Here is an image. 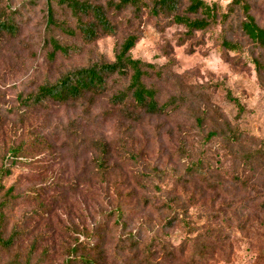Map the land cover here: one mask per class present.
I'll list each match as a JSON object with an SVG mask.
<instances>
[{"label":"rangeland","instance_id":"1","mask_svg":"<svg viewBox=\"0 0 264 264\" xmlns=\"http://www.w3.org/2000/svg\"><path fill=\"white\" fill-rule=\"evenodd\" d=\"M57 1V19L73 26ZM88 1L106 8L117 34L85 44L58 32L62 43L79 52L50 62L45 47L47 0H0V10L12 13L18 27L15 37L0 35V202L12 192L5 238L14 229L19 234L12 249H0V264H27L32 251L30 264H78L69 260L67 251L87 239L98 245L101 264H146L129 234L143 240L141 248L151 251L154 264H264V162L253 172L230 159L218 141L201 148L206 133L194 124L199 107L171 117L146 115L129 103L114 107L109 98L118 85L78 106L49 102L45 107H19L20 97L46 81L98 61H113L122 40L135 33L140 41L132 57L164 68L162 78L145 79L161 103L198 86L208 93L207 87L218 83L246 109L238 120L250 137L245 153L259 149L264 143V71L260 78L251 57L260 55L264 64V53L243 35V12L219 6L215 26L187 37L168 14L144 11L136 17L133 9L110 8L119 0ZM152 1L144 0L149 5ZM246 1L264 28V0ZM185 6L183 2L180 13ZM223 41L237 43L241 52L226 51ZM209 94L214 107L234 121L237 112L226 103L224 91ZM181 140L189 141L190 159L178 154ZM96 143L107 144L106 172L96 163L101 154ZM19 147L24 156L13 161L10 151ZM201 153L211 188L188 175ZM235 173L253 179L247 190L235 182ZM171 199L179 204L187 228L178 223L167 227L168 214L159 207ZM117 209L122 218L108 217Z\"/></svg>","mask_w":264,"mask_h":264},{"label":"trees","instance_id":"2","mask_svg":"<svg viewBox=\"0 0 264 264\" xmlns=\"http://www.w3.org/2000/svg\"><path fill=\"white\" fill-rule=\"evenodd\" d=\"M183 2H186L185 9L180 13ZM56 5L69 14L73 21L70 26L67 20H58L57 12L53 6V0H47L46 14V44L47 59L54 62L58 55L69 58L72 54L78 53L79 49L73 45L62 43L56 33H61L68 37H79L83 43L91 44L102 37H114L117 34V27L111 22L105 7L92 3L88 0H58ZM230 5V6H229ZM219 6H229V8L238 7L244 15V21L241 24L243 35L248 39L252 46L264 53V28H261L255 18L251 15V7L246 0H232L229 4L224 5L220 0H153L152 5L144 0H119L117 4H111L112 9L124 11L133 9L134 14L138 17L142 12L148 11L151 15L158 16L161 13L171 16V23L175 26L183 27L186 30L187 37L194 33L204 32L218 22L217 9ZM18 34V27L14 22L12 13L7 10H0V35L15 37ZM140 41L139 35L135 33L125 37L121 44L116 48L114 60L111 62L98 61L86 67L74 69L66 72L57 80L46 81L34 93L19 98V107L22 109H32L45 107L49 102L57 103L62 106H78L89 97L97 99L105 96L112 91L113 86L119 88L114 91L109 98V102L114 106H131L140 113L153 117H171L179 115L184 109L199 107L195 113V128L201 133H206L203 137L201 148L212 142H220L226 146L228 156L234 162L249 168V171L255 172L254 166L264 162V143L259 149H253L245 153L247 143L250 137L241 131L238 120L246 113L244 105L238 98H235L231 91L221 87L218 83L207 87V92L201 86L192 89L187 93L182 90L175 96L169 97L161 103L158 99V92L154 88L145 84V79L155 75L158 78L163 77V67L158 68L156 65L143 62L132 57V51ZM222 47L228 52H241L240 45L223 41ZM251 62L255 67L258 76L264 71V64L261 56L251 57ZM218 90L224 91L226 103L236 110L237 116L234 121L228 120L224 113L214 107L212 96L209 92ZM128 112V111H127ZM130 118L137 120L138 117L127 113ZM0 118V127H1ZM188 140L179 142L178 154L181 158H191V149ZM96 148L101 151L96 163L101 172H106L105 167L107 160L104 158L108 155L107 144L96 143ZM200 148V149H201ZM13 161H17L24 156L21 147L11 149ZM203 153L199 156L196 163H192L188 171L190 177L197 176L199 181L207 187H212L209 181V174L205 170L208 166L204 160ZM6 177L10 176V171H4ZM235 182L241 185L242 189L247 188L253 182V179H243L240 173L234 174ZM254 188L256 186L254 185ZM11 196L12 192L7 191L6 195ZM0 202V249L10 250L14 247L19 234L14 229L8 239L5 238L7 229L6 209L12 204L13 198L9 197ZM150 202L146 199V203ZM151 204V202H150ZM164 214H168L166 225L171 228L175 223L184 224L185 221L180 218L179 204L174 200L163 201L161 206ZM261 208L264 210V203ZM115 214L122 218L120 209L114 210L108 214L113 217ZM120 224L119 220L115 226ZM187 228L188 224L183 225ZM126 227L123 224V228ZM189 228V227H188ZM193 230V229H190ZM100 234V230L97 231ZM129 240L134 249L141 252L145 257L146 264H154L149 249L141 248L142 239L137 235L129 234ZM86 243L80 248H69L67 256L72 262L78 264H101L102 258H99V247L95 244ZM33 251L28 257L27 264H30Z\"/></svg>","mask_w":264,"mask_h":264},{"label":"built area","instance_id":"3","mask_svg":"<svg viewBox=\"0 0 264 264\" xmlns=\"http://www.w3.org/2000/svg\"><path fill=\"white\" fill-rule=\"evenodd\" d=\"M232 0H220L221 3H223L224 5H227L231 2Z\"/></svg>","mask_w":264,"mask_h":264}]
</instances>
